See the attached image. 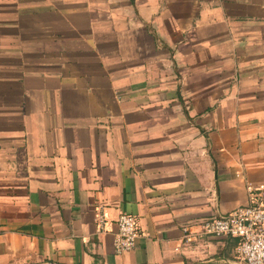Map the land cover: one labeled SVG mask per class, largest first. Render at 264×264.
<instances>
[{
  "label": "crops",
  "instance_id": "1",
  "mask_svg": "<svg viewBox=\"0 0 264 264\" xmlns=\"http://www.w3.org/2000/svg\"><path fill=\"white\" fill-rule=\"evenodd\" d=\"M247 185L264 201V0H0V264H233L181 226Z\"/></svg>",
  "mask_w": 264,
  "mask_h": 264
},
{
  "label": "built area",
  "instance_id": "2",
  "mask_svg": "<svg viewBox=\"0 0 264 264\" xmlns=\"http://www.w3.org/2000/svg\"><path fill=\"white\" fill-rule=\"evenodd\" d=\"M262 186H246L247 202L225 212L195 219L181 226V244L196 246L210 238H233V264H264V201ZM98 222H103L101 214ZM114 254L133 249L138 237L135 216L120 212L115 219Z\"/></svg>",
  "mask_w": 264,
  "mask_h": 264
}]
</instances>
